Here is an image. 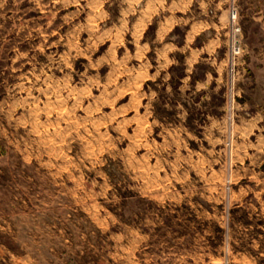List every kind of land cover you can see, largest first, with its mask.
Listing matches in <instances>:
<instances>
[{
  "label": "rangeland",
  "instance_id": "obj_1",
  "mask_svg": "<svg viewBox=\"0 0 264 264\" xmlns=\"http://www.w3.org/2000/svg\"><path fill=\"white\" fill-rule=\"evenodd\" d=\"M169 40L127 0H0V264H264L241 71L228 102Z\"/></svg>",
  "mask_w": 264,
  "mask_h": 264
},
{
  "label": "crops",
  "instance_id": "obj_2",
  "mask_svg": "<svg viewBox=\"0 0 264 264\" xmlns=\"http://www.w3.org/2000/svg\"><path fill=\"white\" fill-rule=\"evenodd\" d=\"M229 1L127 0V7L131 5L136 25L153 23L154 36H167L172 40L169 42H173L174 49L183 52L189 73L204 60L220 75ZM233 1L239 11L243 42L239 57V102L245 107L251 102L254 105L253 111H247L246 125L264 130V0ZM204 75V81L195 79L192 84L195 89L208 88L215 78L209 70H205Z\"/></svg>",
  "mask_w": 264,
  "mask_h": 264
},
{
  "label": "built area",
  "instance_id": "obj_3",
  "mask_svg": "<svg viewBox=\"0 0 264 264\" xmlns=\"http://www.w3.org/2000/svg\"><path fill=\"white\" fill-rule=\"evenodd\" d=\"M242 34L239 22V11L236 3L230 0L227 5V19L224 26V55L223 70L225 74V86L229 91L228 102L233 101V85L239 74V57L242 53Z\"/></svg>",
  "mask_w": 264,
  "mask_h": 264
}]
</instances>
